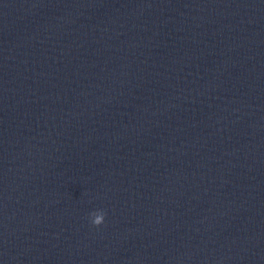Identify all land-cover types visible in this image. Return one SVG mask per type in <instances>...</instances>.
I'll use <instances>...</instances> for the list:
<instances>
[{
  "label": "clouds",
  "instance_id": "1",
  "mask_svg": "<svg viewBox=\"0 0 264 264\" xmlns=\"http://www.w3.org/2000/svg\"><path fill=\"white\" fill-rule=\"evenodd\" d=\"M106 213L103 210H98L95 212L90 213V219L93 226H100L104 223Z\"/></svg>",
  "mask_w": 264,
  "mask_h": 264
}]
</instances>
